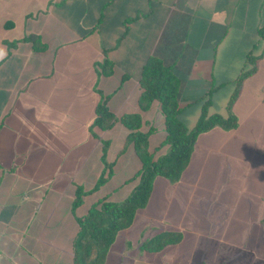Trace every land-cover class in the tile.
<instances>
[{"label":"crops","instance_id":"obj_1","mask_svg":"<svg viewBox=\"0 0 264 264\" xmlns=\"http://www.w3.org/2000/svg\"><path fill=\"white\" fill-rule=\"evenodd\" d=\"M263 25L264 0H0V264H75L78 218L139 185L125 126H94L101 103L117 119L140 114L142 130L155 129L150 150L170 152L160 104L139 107L152 56L183 82L186 126L210 96L209 114H233L237 127L201 134L179 182L156 179L106 264H264ZM34 35L43 49L27 40ZM254 67L229 111L239 77ZM78 188L87 195L74 208ZM168 231L182 241L142 251Z\"/></svg>","mask_w":264,"mask_h":264},{"label":"trees","instance_id":"obj_2","mask_svg":"<svg viewBox=\"0 0 264 264\" xmlns=\"http://www.w3.org/2000/svg\"><path fill=\"white\" fill-rule=\"evenodd\" d=\"M264 42V25L258 31ZM28 41L34 47L43 49L38 36H30ZM254 65V58H252ZM112 63L106 62L104 74H111ZM255 72V67L244 72L237 81V89L228 105L231 111L236 102L243 82ZM141 95L139 107L142 112L149 111L154 103H159L165 118L167 137L164 145L170 147V152L157 158L150 150V135L154 128L144 132V122L140 114H123L117 119L107 108L105 103L98 106L99 118L94 126L101 130L110 129L116 121H120L128 130L124 150L133 146L140 161L141 168L134 176L139 185L122 203H113L106 198L95 202L86 216L78 218L79 233L75 241V264H106L108 255L116 243L119 234L132 227L137 214L145 209L151 199L157 178H165L177 183L188 168L198 137L215 128L227 131L237 127V119L233 114L227 118L221 115H210L211 98L201 100L202 112L193 128H189L180 120L183 108L180 98L183 91V82L175 74L173 67L159 57L152 56L145 64L140 81ZM106 147V146H105ZM111 167L107 165L99 185L105 182V176L111 174ZM87 192L78 188L74 201V208L84 203ZM183 239L181 233L163 232L141 244V249L147 253H159L168 246L177 245Z\"/></svg>","mask_w":264,"mask_h":264},{"label":"rangeland","instance_id":"obj_3","mask_svg":"<svg viewBox=\"0 0 264 264\" xmlns=\"http://www.w3.org/2000/svg\"><path fill=\"white\" fill-rule=\"evenodd\" d=\"M254 33H255V30H254ZM61 259H60V261L57 264H68L67 260H64V259L61 260Z\"/></svg>","mask_w":264,"mask_h":264},{"label":"clouds","instance_id":"obj_4","mask_svg":"<svg viewBox=\"0 0 264 264\" xmlns=\"http://www.w3.org/2000/svg\"><path fill=\"white\" fill-rule=\"evenodd\" d=\"M2 55H3V53H2V52H0V57H2Z\"/></svg>","mask_w":264,"mask_h":264}]
</instances>
